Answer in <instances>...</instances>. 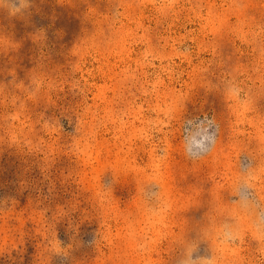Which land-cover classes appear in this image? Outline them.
<instances>
[{
	"label": "rangeland",
	"instance_id": "obj_1",
	"mask_svg": "<svg viewBox=\"0 0 264 264\" xmlns=\"http://www.w3.org/2000/svg\"><path fill=\"white\" fill-rule=\"evenodd\" d=\"M243 195L264 0H0V264H264Z\"/></svg>",
	"mask_w": 264,
	"mask_h": 264
},
{
	"label": "clouds",
	"instance_id": "obj_2",
	"mask_svg": "<svg viewBox=\"0 0 264 264\" xmlns=\"http://www.w3.org/2000/svg\"><path fill=\"white\" fill-rule=\"evenodd\" d=\"M21 3H23V0H21ZM189 143H190L189 141H186V151L189 152L190 155H198L199 152L205 150V146L203 143H196L195 148L198 151L194 152L193 149L189 147ZM240 201L246 209L256 211L258 226L260 223H264V215L260 214L261 212H264V207H261V209L257 211V205L253 203L251 200H249L246 195L241 196ZM224 237L226 240H231L234 239V234L230 229H225ZM196 247H197L196 245H192L189 247L185 258L181 261V264H211V258H201L196 256Z\"/></svg>",
	"mask_w": 264,
	"mask_h": 264
}]
</instances>
